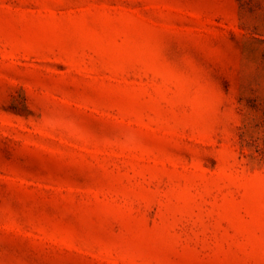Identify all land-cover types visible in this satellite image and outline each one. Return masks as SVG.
Masks as SVG:
<instances>
[{
    "label": "rangeland",
    "instance_id": "rangeland-1",
    "mask_svg": "<svg viewBox=\"0 0 264 264\" xmlns=\"http://www.w3.org/2000/svg\"><path fill=\"white\" fill-rule=\"evenodd\" d=\"M0 264H264V0H0Z\"/></svg>",
    "mask_w": 264,
    "mask_h": 264
}]
</instances>
